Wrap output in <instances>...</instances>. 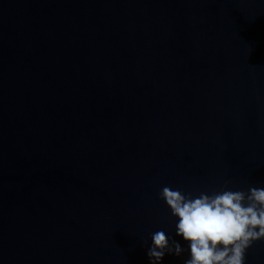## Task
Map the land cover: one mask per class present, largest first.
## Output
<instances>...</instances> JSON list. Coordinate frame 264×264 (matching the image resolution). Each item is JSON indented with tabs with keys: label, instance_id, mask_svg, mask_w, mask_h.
I'll return each instance as SVG.
<instances>
[{
	"label": "water",
	"instance_id": "obj_1",
	"mask_svg": "<svg viewBox=\"0 0 264 264\" xmlns=\"http://www.w3.org/2000/svg\"><path fill=\"white\" fill-rule=\"evenodd\" d=\"M229 180L264 184V0H0V264H149L162 188Z\"/></svg>",
	"mask_w": 264,
	"mask_h": 264
},
{
	"label": "clouds",
	"instance_id": "obj_2",
	"mask_svg": "<svg viewBox=\"0 0 264 264\" xmlns=\"http://www.w3.org/2000/svg\"><path fill=\"white\" fill-rule=\"evenodd\" d=\"M231 184L207 190L164 186L159 197L175 236L165 229L151 234V242H144L149 264H164L167 256L183 258V264H248L249 249L264 241V184Z\"/></svg>",
	"mask_w": 264,
	"mask_h": 264
}]
</instances>
